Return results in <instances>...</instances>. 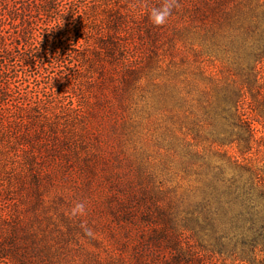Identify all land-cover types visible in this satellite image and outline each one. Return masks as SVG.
<instances>
[{
	"label": "rangeland",
	"instance_id": "374dc122",
	"mask_svg": "<svg viewBox=\"0 0 264 264\" xmlns=\"http://www.w3.org/2000/svg\"><path fill=\"white\" fill-rule=\"evenodd\" d=\"M51 1L0 34V264L264 262L225 206L264 150L207 110L249 68L264 88V0Z\"/></svg>",
	"mask_w": 264,
	"mask_h": 264
},
{
	"label": "trees",
	"instance_id": "16d2710c",
	"mask_svg": "<svg viewBox=\"0 0 264 264\" xmlns=\"http://www.w3.org/2000/svg\"><path fill=\"white\" fill-rule=\"evenodd\" d=\"M0 4V34L4 33V23L7 20L13 24L12 26L23 27L27 25L25 18L39 15L48 17L55 14V8L51 0H29L27 4H23L20 0H0ZM19 5L20 7L18 8ZM18 15H22L24 20ZM5 40L7 39L2 37L0 41H3L4 44ZM249 70L253 73L255 72V69L249 68ZM240 72L242 73L243 71ZM253 73L249 76L247 82L246 80L242 83L234 81L230 83L226 82L220 87V92L216 93L218 95L216 100L212 101L207 108L210 112L208 114H212L218 123L215 122L213 130L218 125V128L224 134L227 132L226 128L231 129L229 137L233 139H228V145L236 147L238 157L242 161H246L245 158L250 154L253 146H256L259 150H264V139L256 141L255 130L252 128V123L258 120L257 116L259 119L264 117V91L261 93V90L264 88L257 85L256 76H253ZM248 98L251 100L250 104H247V108L241 111L240 99L244 100ZM253 113H255L256 117H254L256 119L252 116ZM218 118H222L221 122ZM223 141L224 139L216 143L222 147L224 145ZM243 168H241V171L244 170L246 175L253 176L251 168ZM256 180L257 182L254 186L251 184L253 180L248 179L246 182L247 185L250 184L248 188H243L239 190L240 192L235 190L227 193L225 195V206L229 213L227 219L234 211V208H237L239 213L229 220H232L231 222L235 224L240 223V225H244L245 227L249 226L250 228L247 231L254 232L257 239L262 241L264 246V182L260 178H256ZM164 214L165 212H161V220L164 219ZM260 264H264V262L261 261Z\"/></svg>",
	"mask_w": 264,
	"mask_h": 264
},
{
	"label": "clouds",
	"instance_id": "9594fccd",
	"mask_svg": "<svg viewBox=\"0 0 264 264\" xmlns=\"http://www.w3.org/2000/svg\"><path fill=\"white\" fill-rule=\"evenodd\" d=\"M169 12L170 8L168 6H165L162 10L154 9L151 16L152 22L157 25L163 24Z\"/></svg>",
	"mask_w": 264,
	"mask_h": 264
}]
</instances>
